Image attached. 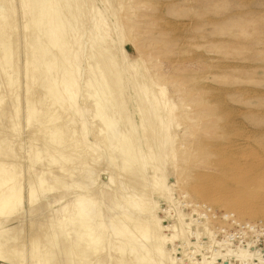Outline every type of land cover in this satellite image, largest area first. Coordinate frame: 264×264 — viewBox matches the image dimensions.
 I'll return each mask as SVG.
<instances>
[{
    "label": "rangeland",
    "instance_id": "rangeland-1",
    "mask_svg": "<svg viewBox=\"0 0 264 264\" xmlns=\"http://www.w3.org/2000/svg\"><path fill=\"white\" fill-rule=\"evenodd\" d=\"M25 1L0 0V264H259L264 218L194 208L166 149L264 155V0Z\"/></svg>",
    "mask_w": 264,
    "mask_h": 264
},
{
    "label": "bare ground",
    "instance_id": "bare-ground-1",
    "mask_svg": "<svg viewBox=\"0 0 264 264\" xmlns=\"http://www.w3.org/2000/svg\"><path fill=\"white\" fill-rule=\"evenodd\" d=\"M24 1V0H22ZM27 1V0H26ZM25 1V2H26ZM32 1V0H31ZM35 1V0H34ZM33 1V2H34ZM40 1V0H39ZM37 1V2H39ZM43 1V0H42ZM42 1H40V3H43ZM56 1V0H55ZM30 2V1H29ZM28 2V3H29ZM27 3V2H26ZM25 3V5H26ZM27 3V4H28ZM31 3V2H30ZM29 3V6H30ZM46 3V2H45ZM44 3V4H45ZM57 3V1H56ZM55 3V4H56ZM36 4V3H35ZM47 5L49 3H46ZM161 4V3H160ZM23 5V3H22ZM67 5V4H66ZM24 6V5H23ZM28 6V7H29ZM33 5L31 4V7ZM38 6V4L36 5ZM43 6V5H42ZM70 6V5H69ZM122 7V5H117ZM26 7V6H25ZM27 10L30 9L31 7L28 8ZM34 7V6H33ZM67 8V6H65ZM119 7V8H120ZM47 8V7H46ZM54 8V7H53ZM69 8V7H68ZM72 8V7H71ZM34 9V8H32ZM55 9V8H54ZM73 9V8H72ZM117 9V8H116ZM121 9V8H120ZM53 11V9H51ZM50 7L48 8L49 14L51 13ZM60 10V9H59ZM122 10V9H121ZM120 10V11H121ZM32 11V10H31ZM56 11H58V7L56 9ZM55 11V13H56ZM61 11V10H60ZM74 11V10H73ZM119 11V12H120ZM62 12V11H61ZM66 12V11H65ZM69 12V11H68ZM45 13V12H44ZM43 13V14H44ZM54 13V12H53ZM52 14V13H51ZM50 14V15H51ZM58 14V13H57ZM119 14V13H117ZM62 15V14H61ZM121 15V13L119 14V16ZM49 17V15H47ZM35 17V16H34ZM47 17V21L49 20ZM58 17V15H57ZM62 17V16H61ZM31 18V17H30ZM43 18V17H42ZM51 18V16L49 17ZM53 21L54 20V15L52 16ZM40 19V18H39ZM45 19V18H43ZM56 19V18H55ZM60 19V18H58ZM62 19V18H61ZM115 19V18H114ZM41 20V19H40ZM46 20V19H45ZM52 20V19H50ZM116 20V19H115ZM37 21V20H36ZM52 21V22H53ZM61 21V20H60ZM59 21V22H60ZM121 21V19H120ZM35 21L33 20V23ZM51 22V21H50ZM49 22V23H50ZM50 24H54L55 22ZM58 22V23H59ZM37 23V22H36ZM48 22L46 24H49ZM57 23V21H56ZM62 23V22H60ZM102 23V22H101ZM121 23V22H120ZM6 24V23H5ZM32 24V23H30ZM40 24V21H39ZM63 24V23H62ZM62 24L59 25L62 27ZM34 25V24H33ZM43 25V24H42ZM56 25V24H55ZM53 25V30L56 29L54 28ZM121 25V24H120ZM48 26V25H47ZM51 25H49L50 28ZM57 26V27H59ZM64 26V25H63ZM68 26V24H67ZM183 26V25H182ZM65 27V26H64ZM48 28V29H49ZM66 28V27H65ZM100 28V26H99ZM51 29V28H50ZM59 29V28H58ZM56 29L58 32L55 33L57 35H59V31ZM61 29V28H60ZM63 29V28H62ZM68 29V28H67ZM119 29V28H117ZM170 29V28H169ZM174 29V28H172ZM65 30V29H63ZM63 30H61V35L64 34ZM123 30V29H122ZM49 32H51V30H49ZM55 32V30H54ZM63 33V34H62ZM53 34V33H52ZM51 34V35H52ZM53 34V37L54 35ZM121 34V33H120ZM47 35H48V31H47ZM48 35V36H51ZM55 35V36H57ZM60 36V35H59ZM58 37V36H57ZM63 37V36H61ZM67 37V36H66ZM126 37V36H125ZM52 38V37H51ZM50 39V37L48 38V40ZM55 39L57 40V38L55 37ZM59 39V37H58ZM62 39V38H61ZM64 39V38H63ZM62 39V40H63ZM60 40V39H59ZM60 40V41H62ZM122 40V39H120ZM53 40L51 39V42ZM32 42V41H31ZM35 42V41H34ZM50 42V43H51ZM64 43V42H63ZM34 43H32L33 46ZM59 44V41H58ZM35 45V44H34ZM52 45V43H51ZM55 45V43H54ZM52 45V46H54ZM62 45V44H60ZM35 46H38L37 44ZM65 46V45H64ZM67 46V45H66ZM40 47V46H38ZM37 47V48H38ZM55 47V46H54ZM36 48V47H35ZM36 48V49H37ZM62 48V47H61ZM66 48V47H65ZM63 48V49H65ZM67 49V48H66ZM61 50L60 48L58 49V51ZM7 51V50H6ZM64 51V50H63ZM62 52V51H61ZM60 52V53H61ZM52 57V56H51ZM141 59V58H140ZM54 61V59H53ZM144 61V60H140ZM46 63H49L46 62ZM50 64V63H49ZM48 64V66H49ZM142 64L144 65V63L142 62ZM47 65V64H45ZM36 66V65H35ZM51 66V65H50ZM34 67V66H33ZM38 67V66H37ZM39 68V67H38ZM37 68V69H38ZM36 69V68H35ZM36 69V70H37ZM39 70V69H38ZM147 70V69H146ZM70 75V74H69ZM47 78V77H46ZM62 78V77H61ZM65 79V78H64ZM52 80V79H51ZM70 81V80H69ZM153 81V79H152ZM151 81V82H152ZM51 83V82H50ZM48 83V84H50ZM54 83V82H52ZM153 83V82H152ZM55 84V83H54ZM73 84V83H72ZM157 84V83H156ZM205 85V84H204ZM51 86V85H50ZM53 86V85H52ZM72 86V85H71ZM159 86V84H158ZM56 87V86H55ZM68 88V87H67ZM73 88V87H72ZM159 88H162L163 90V86H159ZM69 90V89H68ZM161 90V91H162ZM54 91V89H53ZM56 91V90H55ZM52 92V90H51ZM57 92V91H56ZM66 93V92H65ZM68 93V92H67ZM159 93H164L160 92ZM165 94V93H164ZM163 94V95H164ZM59 95V94H58ZM69 95V94H68ZM166 95V94H165ZM168 95V94H167ZM166 96H162V97H167ZM67 96V95H66ZM65 96V97H66ZM70 96V95H69ZM72 99L68 100L71 102L70 105L67 106H71L73 107L75 104L74 98L76 96V94L74 95L72 93ZM56 97V96H55ZM161 97V98H162ZM164 98V99H165ZM163 99V98H162ZM167 102L166 104L169 105L168 99H166ZM164 101V100H163ZM173 102V101H172ZM166 107L168 108L169 106ZM175 106V105H174ZM177 106H175L176 108ZM74 109V108H73ZM170 110V107L168 108ZM177 109V108H176ZM178 110V109H177ZM73 111V110H72ZM171 112V111H169ZM75 113V111H74ZM172 114H174V112L172 111ZM171 115V114H170ZM175 117V116H174ZM176 117L178 118V115H176ZM175 120V118L173 119V121ZM200 120V119H199ZM176 121V120H175ZM228 122V121H226ZM178 123V121H177ZM229 123V122H228ZM235 123V122H234ZM237 123V122H236ZM179 124V123H178ZM177 124V125H178ZM223 124V123H222ZM176 125L173 124V126ZM175 127V126H174ZM179 127V126H177ZM176 127V128H177ZM175 128V129H176ZM237 128V127H236ZM237 133V132H236ZM235 136V135H234ZM236 137V136H235ZM175 138V137H174ZM249 138V137H248ZM230 139V138H229ZM243 140V139H242ZM245 140V139H244ZM171 141H173V139L171 138ZM249 142V141H248ZM167 145H168V140L166 141ZM172 144L175 143V140L173 142H171ZM239 143V142H237ZM172 144L169 145V147H167V151H168V155L170 156L171 159V168H173L174 170H176V184L180 185L181 190L183 191L182 193L186 196V198L190 197L191 195H194L195 197H197L200 202L196 203L194 205V208H204L205 204H210L213 206H220L222 208H225L227 211L225 214L226 217H231L232 218V222L233 224L236 225H240L241 227H248V228H255L257 224H252V222L250 221L251 219L253 220H258L259 218H264V155H259L258 152L252 150L253 148H251L249 146V149L246 145H236L234 143V141L232 140H225V141H220L215 140L212 141L210 143L204 142V143H197L196 146L193 145L191 146V150L189 147L185 148V149H175V146L173 147ZM184 146V145H183ZM255 146V145H254ZM183 150V151H182ZM181 153H185L187 154L186 159H185V163L190 162V160L192 159L193 156L195 155H201L203 157V160L205 159L206 161H203L206 167L205 171L202 172H198V173H194L193 169H191L190 166H180L179 162H181V160H178L176 158V156ZM197 157V156H196ZM158 161V160H157ZM160 162V161H159ZM184 163V162H181ZM172 169V170H173ZM173 173H175L173 171ZM160 174V173H159ZM5 175V174H4ZM162 176V175H161ZM5 177V176H4ZM161 178V177H160ZM161 180H163L161 178ZM160 181V180H159ZM7 193V192H5ZM18 193V192H17ZM32 193L30 194V198H32ZM10 193L8 192L6 195H3L2 198L0 199V214L6 212L7 210H9L11 208L10 203ZM33 199V198H32ZM85 206V205H84ZM211 208V207H210ZM221 208V209H222ZM194 210V209H193ZM85 211H86V207L83 208L82 207V212L79 215V218L81 219H85L86 215H85ZM214 211V210H213ZM9 213V212H8ZM214 214V213H213ZM212 216V214L210 215ZM224 216V217H225ZM246 219H250L249 221H245ZM210 220V219H209ZM212 221V220H211ZM210 221V222H211ZM231 221V220H230ZM254 221V222H255ZM244 222V223H241ZM251 222V223H250ZM229 223V222H228ZM226 225V224H225ZM224 225V226H225ZM232 226V225H231ZM260 228V227H259ZM126 228H121L120 233L122 234L123 232H125ZM258 229V228H257ZM261 230V229H259ZM129 233V232H128ZM148 230L146 228H144L143 230H141V232L139 233V238H145V236L147 235ZM127 234V233H126ZM128 235V234H127ZM38 253V252H37ZM255 256L259 259L258 263L259 264H264V256H261L257 250L254 251ZM45 259V258H44ZM41 262V261H40ZM47 262V261H46ZM45 264V263H44Z\"/></svg>",
    "mask_w": 264,
    "mask_h": 264
}]
</instances>
